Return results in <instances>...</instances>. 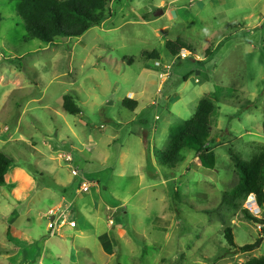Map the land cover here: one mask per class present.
<instances>
[{
    "label": "rangeland",
    "instance_id": "rangeland-1",
    "mask_svg": "<svg viewBox=\"0 0 264 264\" xmlns=\"http://www.w3.org/2000/svg\"><path fill=\"white\" fill-rule=\"evenodd\" d=\"M17 5L0 0V151L9 171L20 165L35 183L75 177L74 190L87 179L99 191L92 188L85 236L50 230L57 235L46 242L39 211L6 226L23 201L0 186V264H246L264 256V224L216 211L240 179L232 155L249 161L264 150V0H107L102 25L54 43L31 34ZM177 40L200 58L172 55L167 43ZM66 96L80 115L64 108ZM205 96L217 106L215 168L187 147L174 167L162 164L170 129ZM245 207L264 219L255 195ZM228 227L238 247L257 246L237 250Z\"/></svg>",
    "mask_w": 264,
    "mask_h": 264
},
{
    "label": "trees",
    "instance_id": "trees-1",
    "mask_svg": "<svg viewBox=\"0 0 264 264\" xmlns=\"http://www.w3.org/2000/svg\"><path fill=\"white\" fill-rule=\"evenodd\" d=\"M106 7L107 0H18L17 12L34 37L54 43L59 37H79L90 28L102 25L110 16ZM1 19L0 16V21ZM167 46L172 55H178L181 48H186L185 43L180 40L170 41ZM144 53L160 58L158 52ZM124 105H131L130 108L134 109L136 101L125 100ZM64 108L72 115L81 114V110L68 96ZM216 109L215 99L205 96L192 118L170 129V141L163 152L162 164L174 167L180 161L182 150L187 147L198 151V157L204 167L215 168L217 157L209 144L213 139L212 117ZM232 159L240 179L232 188L225 190L216 211L221 215L224 210L238 211L248 221L264 224V219L245 207L251 194L255 195L258 205L264 206V150L249 161L243 160L237 154H233ZM11 164L12 161L6 152L0 151V186L5 182ZM227 237L232 246L243 252L257 246L252 244L238 247L231 227L227 228ZM246 264H264V256L253 258Z\"/></svg>",
    "mask_w": 264,
    "mask_h": 264
},
{
    "label": "crops",
    "instance_id": "crops-1",
    "mask_svg": "<svg viewBox=\"0 0 264 264\" xmlns=\"http://www.w3.org/2000/svg\"><path fill=\"white\" fill-rule=\"evenodd\" d=\"M73 162H75V159ZM55 169L57 168L55 167ZM44 173L50 174L49 172ZM32 175L33 174L20 165L15 166L14 169L7 174L5 184H3L7 187L3 191L6 195H12L16 200L17 205H19V200H21V202L23 201V203L20 202L21 205H19L23 209L21 210L23 213L21 214L16 208H13V212L11 211L9 213V215L12 216L10 217L9 222L6 221V226L17 228L16 221L21 224L26 223L27 220L31 222V219H34L39 211L42 216L46 215L48 218L46 225L47 234L43 235L46 242L51 238V234H55L50 230L57 231V234L61 237L80 238L85 236L86 231L92 229V190L88 193H79V188L74 190L73 185L76 181L75 177L71 179L58 178L53 181V184L46 183L41 185L38 181L37 183L33 182L35 179L33 177L34 175ZM8 188H10L11 191L7 193L6 190ZM96 191H99L98 188ZM106 205L112 208L117 207L115 204L110 205L107 203ZM7 208L9 209V206H7ZM53 208H57V210L59 209L58 213L62 210H66V213H73L71 221H76V226L66 224L51 229L49 223L53 220L54 215H51L50 211L54 210ZM57 215L55 216L56 220L58 219ZM37 221H39L38 217ZM21 232H23L25 240L30 242L33 237L32 232L28 233L25 229Z\"/></svg>",
    "mask_w": 264,
    "mask_h": 264
},
{
    "label": "built area",
    "instance_id": "built-area-1",
    "mask_svg": "<svg viewBox=\"0 0 264 264\" xmlns=\"http://www.w3.org/2000/svg\"><path fill=\"white\" fill-rule=\"evenodd\" d=\"M176 57L177 58H180L182 60L187 59L189 57L196 58V59L197 58H200L199 55L193 54L187 48H182L180 50L179 54L176 55ZM160 64H161L160 61H158L156 63V65H158V66ZM168 67H169V65H168ZM63 161H65V162H67V163H69L71 165L73 163V161H74V157L71 154H64L63 155ZM72 175L73 176H79L80 175L79 170L77 168H73L72 169ZM93 187L94 188H98L99 187V184L96 181H92V180L90 181V180H87V179H82L81 180V183H80V187L78 189V192L79 193H88V192H90L92 190ZM249 203H252V202L250 201ZM65 211L66 210H62V211H60V213H58L59 212V209L57 211H53V210L50 211V214L51 215H54L53 220H51L50 223H49V227L51 229H54V228L60 227V226H64L66 224H69L71 226H76V221H70V222H68V220L66 218V212ZM57 213L60 214L59 220L58 219L57 220L55 219V216L57 215Z\"/></svg>",
    "mask_w": 264,
    "mask_h": 264
},
{
    "label": "water",
    "instance_id": "water-1",
    "mask_svg": "<svg viewBox=\"0 0 264 264\" xmlns=\"http://www.w3.org/2000/svg\"><path fill=\"white\" fill-rule=\"evenodd\" d=\"M163 14V10L158 11L157 15Z\"/></svg>",
    "mask_w": 264,
    "mask_h": 264
}]
</instances>
